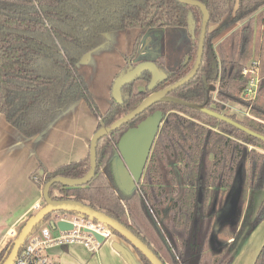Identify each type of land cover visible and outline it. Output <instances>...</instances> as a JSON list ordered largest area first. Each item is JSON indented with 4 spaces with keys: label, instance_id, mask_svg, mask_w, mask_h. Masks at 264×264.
<instances>
[{
    "label": "trees",
    "instance_id": "trees-1",
    "mask_svg": "<svg viewBox=\"0 0 264 264\" xmlns=\"http://www.w3.org/2000/svg\"><path fill=\"white\" fill-rule=\"evenodd\" d=\"M198 1L207 7L210 18L202 60L196 75L169 94L203 104L264 136V0ZM202 20L198 6L177 0H0V113L8 125L24 137H32L83 98L98 117L96 130L110 126L151 92L147 89L151 73L145 70L125 84L121 101L111 97L106 108L99 111L78 69L84 55L110 32L134 33L121 73L129 63L135 66L143 61L137 59V49L148 30L181 28L191 46L178 65L168 68V59L163 55L152 60L166 73V78L153 88L162 90L191 72ZM231 24L236 27L216 40V34ZM245 69L249 71L243 74ZM251 69L257 73V90L254 98L244 99L242 93L252 76ZM232 101L249 106V115L238 119L227 114ZM158 110L164 118L142 178L131 194H125L113 175L111 158L116 145L129 127ZM97 142L93 178L76 187L55 183L49 195L80 200L116 218L163 264H190L194 257L197 264H233L243 240L264 219L263 197L256 208L250 205L232 225L230 239L219 249L210 242L216 215L211 207L222 204L220 192L232 187L240 164H244L243 187L264 191V140L235 125L200 109L163 101L153 103ZM89 168V152L78 161L50 171L39 166V186L59 176L79 178ZM113 233L127 243L116 231ZM11 246L12 240L0 251V264ZM135 251L143 264H152L139 250ZM254 259V264H264V245Z\"/></svg>",
    "mask_w": 264,
    "mask_h": 264
},
{
    "label": "crops",
    "instance_id": "crops-1",
    "mask_svg": "<svg viewBox=\"0 0 264 264\" xmlns=\"http://www.w3.org/2000/svg\"><path fill=\"white\" fill-rule=\"evenodd\" d=\"M158 30L159 35L164 31ZM152 32L146 36L150 41L147 43L145 41L146 44L143 45L141 52L156 53L155 57L162 55L166 57L168 54L157 53L165 51L164 41L159 43L157 40L160 41L161 38L153 36L156 33L154 30ZM132 34L134 40V33ZM109 35L110 33L106 34L100 45L94 46L84 55L80 66L78 65L79 68L89 72V69L98 63H107L115 56L123 57L121 54L126 52L121 49L117 50V47L115 50L111 46ZM150 58H154V56H150ZM115 76L116 74L113 79ZM88 87L92 94L96 91L91 89L89 84ZM109 88L110 85L108 90ZM93 101L98 107L99 101ZM231 104L232 110L241 109L240 106L233 107L236 102L232 101ZM98 109L100 110L99 107ZM97 122V117L91 112L83 98L72 104L42 133L32 137H24L17 129L8 125L0 113V196L3 197V201L0 202V251L9 242L8 232L10 229L22 226L41 202V191L35 183L30 182L29 173L34 169L38 171L39 166L50 171L61 166V164L78 161V159L85 157L89 149V140L96 130ZM27 186L29 188L24 192ZM249 235L243 240L234 256L233 264H243L242 252L244 249L242 247L247 242ZM115 241H118L134 254L131 246L115 235L113 238L102 242L95 253L89 252L82 244H68L63 245V247L51 248L49 255L58 264H128L121 253L113 248L112 244ZM135 258L137 260V256Z\"/></svg>",
    "mask_w": 264,
    "mask_h": 264
},
{
    "label": "water",
    "instance_id": "water-1",
    "mask_svg": "<svg viewBox=\"0 0 264 264\" xmlns=\"http://www.w3.org/2000/svg\"><path fill=\"white\" fill-rule=\"evenodd\" d=\"M179 2L191 5L198 6L202 13V25L200 29V38L197 46V56L195 63L190 70L191 72L187 74L185 77L180 79V81L171 84L162 90L155 91L153 88L157 82L163 81L166 78L165 71H160L154 61L146 59L135 66L131 64L128 67L119 73L114 80L112 81L111 88L112 90V98L118 102L121 101V88L128 84V82L134 81L137 77H139L145 70L151 73V79L147 85V89L151 92L136 105L134 109H132L127 115H124L112 122L110 126H103L97 130H95L94 134L89 140V159H90V168L86 174L79 178H70V177H55L48 180L45 185L42 187L41 195L44 201V205L38 208L35 213L31 214L28 219L23 223V225L19 228L18 234L12 240V246L9 254L5 258V260L1 264H11L14 258L17 256L20 246L26 240L27 237L33 232L35 226L40 224L48 214L54 212H75L78 214H82L87 216L95 221H100L104 223L108 228L112 231H116L121 237H123L127 244L131 246L132 249L139 250L142 255L150 261L152 264H163L162 261L156 256V254L145 244L139 237H137L128 227H125L121 222H119L116 218L110 217L104 211L95 210L87 203L82 201H77L72 198H62V199H54L51 195H49L50 187L55 184H61L68 187H76L79 185H84L88 183L94 176L96 170V148L97 141L111 133L113 130L123 126L129 120L133 119L137 115L141 114L146 110L147 107L156 102H173L176 104L186 105L195 109H200L203 112L217 117L220 120L226 121L231 125H235L240 128L244 132L249 135H253L257 138L264 140V136L256 133L253 130H249L243 125H241L238 121L231 120L228 116L214 112L203 104H194L183 99H179L171 96L170 91L177 89L180 85L189 81L193 78L197 69L200 66L202 56H203V47L205 41V33L207 30V25L209 22V12L207 7L198 0H177ZM211 90H214L215 87L211 86ZM164 118V114L162 111H155L152 114L146 116V118L138 123L135 127H129L123 135L118 140L116 145V151L112 156V169L113 175L115 176L116 184L118 188L125 194H131V191L135 190L138 187V184L142 178V172L147 164L148 156L155 142L156 135L160 129L161 122ZM43 171H40L39 174H42ZM237 176L235 177L234 183L230 189H228V196H231V193H235V189L239 185V173L237 170ZM238 190L236 191V193ZM202 198V191L199 190L197 203L200 204ZM237 198V197H236ZM218 213V212H217ZM217 215V214H216ZM236 222V221H235ZM235 224V223H232ZM51 227L54 228L55 225L51 222ZM57 227L60 230L70 229L71 224L63 221H59L56 223ZM214 225V224H213ZM223 225H219L216 227L214 225V233L210 236V242L216 237L217 232ZM117 236V235H116ZM97 240L102 242V237L98 234H95ZM122 239V238H121ZM113 248L116 249L121 255L124 257L125 261L128 264H140L131 253L129 249L125 246L121 245L118 241L113 242ZM197 257L191 259L190 264H197Z\"/></svg>",
    "mask_w": 264,
    "mask_h": 264
},
{
    "label": "rangeland",
    "instance_id": "rangeland-1",
    "mask_svg": "<svg viewBox=\"0 0 264 264\" xmlns=\"http://www.w3.org/2000/svg\"><path fill=\"white\" fill-rule=\"evenodd\" d=\"M214 27V26H213ZM213 27H211V29H213ZM236 26L234 24H231L229 27L224 28L222 31H220L218 34H216L215 39H220L223 36H225L228 32L231 31V29L235 28ZM161 31L164 30L162 32L161 35H159V30H154L156 33V36L160 39L157 40L159 43H162L164 41V45L165 47V51L163 52H157V53H164V54H168L166 57L168 59L167 61V67L168 68H172L178 65V63L180 62V60L183 58V56L185 55V52L190 48L191 44H190V39L188 36H186L184 34V30L181 28H161ZM153 32H151L152 34ZM132 33L131 32H125V31H115V32H110V35L108 38H111V46L116 50L121 49L122 51L126 52L121 54L123 57H117L115 56L114 58L111 59V61L107 62V63H98V65L93 66V68L89 69V72H87L85 69L83 68H79V72L82 74L87 88L88 90V84L90 85L91 89L93 88V90H96L93 94L92 91L91 95H92V99L93 100H97L99 101V104L97 105L100 110L99 111H103L106 108V105L108 104V102L110 101L111 97H112V90H108L109 85L111 86L112 80L114 75L119 73V68H121L124 64V55H127L128 52L131 50V44L133 41V37H132ZM159 35V36H158ZM145 36V35H144ZM145 41L149 42L147 37L145 36L142 40V46L145 45ZM142 49V48H141ZM150 57V56H154V58H156V53H149V54H138L137 59H145L146 57ZM85 57V56H84ZM84 57L82 58V60L84 59ZM82 60H80L79 62V66L80 63L82 62ZM88 83V84H87ZM85 100V99H84ZM231 102L228 103L229 109L226 111L227 114H234L236 116V118L238 119H243L244 118V108L240 106V104L236 103L235 105H233V107H239L240 106V110L237 109L236 110H232L231 108ZM235 113H234V112ZM98 119V117H97ZM97 125V124H96ZM243 163L240 164L239 168H238V173H239V185L238 187L235 189V193L232 192L231 196H228L229 192H220V196L222 197L223 201L222 204L218 206V213L217 215H215L214 220H213V224L218 227L219 225H224L222 226L219 231L217 232V239L220 241H225V240H229L230 239V232L229 229H231L233 226L232 223H235V221L237 222L238 220H240L244 214L245 211H247L248 207L251 205V207L256 208V206L259 204V202L261 201V199L264 197V191H260V190H246L243 185H242V168H243ZM29 179L30 182L35 183L40 191L42 189V187L40 188V184L42 182V179L39 177L38 175V171H35V169L29 173ZM30 182L28 183L30 185ZM29 188V186H27L25 188V191ZM238 190V192L236 193V191ZM54 195H57L58 192L57 191H53ZM237 197V198H236ZM250 198V199H248ZM3 201V197L0 196V202ZM208 201V200H207ZM252 201V203H251ZM44 205V201L43 198L41 199V202L39 204V206H37L38 208L42 207ZM3 206V205H1ZM1 208V207H0ZM35 208L32 213H35V211L38 209ZM44 225V223L42 224ZM41 225V226H42ZM40 226V227H41ZM21 226L15 228L16 230L19 231V228ZM39 227V228H40ZM14 237L10 238L9 237V242H11V240H13ZM264 245V219L261 220L258 225L253 229L252 233L249 235V237L247 238V242L244 243L243 245V249L244 251L242 252V258L244 259L243 264H253L254 262V258L256 256V254L258 253V251L260 250V248ZM132 249V248H131ZM132 251L134 252L135 256H137V260L138 262H140V264H143V262H141V260L139 259V256L137 255L136 251L134 249H132Z\"/></svg>",
    "mask_w": 264,
    "mask_h": 264
},
{
    "label": "built area",
    "instance_id": "built-area-1",
    "mask_svg": "<svg viewBox=\"0 0 264 264\" xmlns=\"http://www.w3.org/2000/svg\"><path fill=\"white\" fill-rule=\"evenodd\" d=\"M248 71V69L243 70V74ZM251 74L247 88L242 93L244 99L254 98L256 94L258 77L254 69H251ZM240 106L245 109L244 115L248 116L249 106L242 104ZM59 221L71 224V228L60 230L56 225ZM51 222L54 223V228L51 227ZM17 234L18 230L15 228H11L8 232L10 238H15ZM95 234L102 237V242L115 236L110 228L98 220L95 221L74 212H54L47 218L44 225L26 238L11 264H58L57 261L51 259L49 250L68 244H82L89 252L95 253L102 243L96 239Z\"/></svg>",
    "mask_w": 264,
    "mask_h": 264
},
{
    "label": "flooded vegetation",
    "instance_id": "flooded-vegetation-1",
    "mask_svg": "<svg viewBox=\"0 0 264 264\" xmlns=\"http://www.w3.org/2000/svg\"><path fill=\"white\" fill-rule=\"evenodd\" d=\"M153 30H158V29H150V30H148L144 35H145V36H149ZM145 36H144V37H145ZM153 36L156 37V34L153 35ZM146 43H147V42H146ZM146 43H145V44H146ZM153 43H154V41H153ZM132 44H133V43H132ZM131 48H132V47H131ZM141 48H143V46H142V41H141V43H140V45H139V47H138V49H137V55L140 54V53H142V54H149V53H147V52H145V53L141 52V51H142ZM129 52H130V51H129ZM137 57H138V56H137ZM146 59L153 60L154 58H150V57L148 56V57H146L145 59H141V60L145 61ZM129 64H130V63H129ZM129 64H128V65H129ZM131 65H132V64H131ZM120 70H121V68H120ZM120 70H119V71H120ZM111 159H112V158H111ZM111 162H112V160H111ZM111 164H112V163H111ZM218 206H219V205L215 204V205H212V207H211L212 209L215 210L216 214H217V212H218ZM212 243H215V246H214V247L217 248V249H219V248H220L225 242H224V241H220V240L217 239V237H215Z\"/></svg>",
    "mask_w": 264,
    "mask_h": 264
}]
</instances>
